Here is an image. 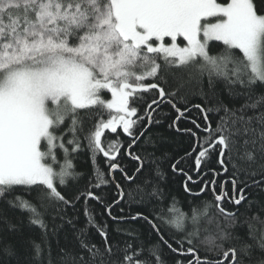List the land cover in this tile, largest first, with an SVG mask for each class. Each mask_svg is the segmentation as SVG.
Returning <instances> with one entry per match:
<instances>
[{
	"label": "snow or ice",
	"instance_id": "obj_1",
	"mask_svg": "<svg viewBox=\"0 0 264 264\" xmlns=\"http://www.w3.org/2000/svg\"><path fill=\"white\" fill-rule=\"evenodd\" d=\"M177 72L187 79L169 87ZM185 85L195 87L184 92ZM164 105L176 113L169 128L195 138L186 155L196 153L198 172L216 155L213 178L199 191L189 181H200L177 168L180 160L171 165L187 177L189 196L211 192L214 203L203 201L200 217L195 206L191 218L181 212L175 197L164 207L158 183L164 173L151 134L167 115ZM193 108L203 123L190 122L203 135L178 127ZM80 154L92 176L68 196L64 190L86 178L73 163ZM124 156L136 162L132 174L120 163ZM225 173L231 195L229 180H216ZM109 183L117 198L105 203L94 189ZM252 188L264 191V0H0V203L39 229L27 240L30 264H168L165 248L172 264H264V227L253 224L264 225V201L249 198ZM153 198L158 204L150 215L113 214L122 201ZM90 200L103 206L111 231ZM129 220L146 222L156 239L123 227ZM212 224L214 232L201 239ZM161 225L180 238L171 242ZM245 226L244 235L234 231ZM61 233L70 234L64 246ZM16 258V245L0 241V264Z\"/></svg>",
	"mask_w": 264,
	"mask_h": 264
},
{
	"label": "trees",
	"instance_id": "obj_2",
	"mask_svg": "<svg viewBox=\"0 0 264 264\" xmlns=\"http://www.w3.org/2000/svg\"><path fill=\"white\" fill-rule=\"evenodd\" d=\"M215 52V49H213ZM180 77H183L184 80L187 79V74L183 72H177V79L173 80L171 77L169 78V87H177L180 83ZM194 85H185V88L182 89L184 92H189L194 89ZM206 87V84H205ZM146 100L150 101L151 97L145 94ZM193 102H200L198 97H192ZM141 110L143 107H146V103H142L140 105ZM162 113H167V115H161L159 118L161 119V123L159 125H155L151 129V134L153 139L156 143L155 152L158 157H161L160 169L164 173L163 179H160L158 183L160 187L164 189L165 199H164V207L167 209L172 202V198L175 197L178 201L177 208L185 213L189 218L192 216V209L195 206L197 215L200 217L203 211V201H213V197L210 191H206L201 195V197H191L184 191V183L187 177L183 175L181 172H173L171 165L175 163L177 160H180V163L177 165L178 169H182L183 172H186L188 176H191L193 180L200 181L199 183L193 184L189 181V187L192 188L193 191H199V188L202 186L203 180H211L212 174L209 171L211 168H217L216 164V155H213L210 160L206 163H202L200 166L199 172L197 171L196 164H195V157L196 153H193L191 156H187L186 154L192 151L193 145L195 144V138L190 134L184 132H177L175 128H169V124H171L172 120L175 118L176 113L168 106L164 105L162 108ZM187 118H182L178 122V127L181 129L191 128L193 131H196L198 135H203L200 133L199 130L195 128V126L190 122L191 120L195 119L198 120L201 124L203 120L196 109H192L190 112L186 113ZM87 126V125H86ZM118 131H120L118 129ZM114 135V134H112ZM122 140L127 142V137L121 135L120 137ZM123 151V149H122ZM183 158V159H182ZM73 163L76 166L78 171H83L85 173L86 178L81 180L78 185H74L68 189H65V194L68 196H72L77 192V189L82 190L84 188L85 183L87 182V178L92 176V169L91 164L88 162V158L86 154H80L73 160ZM120 163L122 166L125 167L126 171L129 174H132L134 168L136 166V162L132 161L129 157L124 156ZM100 166L105 170L107 173V166L104 164L103 159L100 161ZM208 173V175H204V173ZM116 182H119L122 186H124L125 190L128 189L129 184L126 183L123 179V176L120 172H116L115 174ZM109 178L110 177H107ZM259 178V177H257ZM225 179H228L229 182L225 185L226 190L228 191L229 195H231V181L229 179V174L225 173L222 176L216 177L218 184ZM143 177L140 180H137L135 183H141ZM131 187H135V184H132ZM219 190V189H217ZM97 195H100L105 203H112L116 197V188L114 183H109L107 186H102L99 189H94ZM247 194L249 195L250 199H254L257 201H264V191H260L257 188H252L246 190ZM138 198V197H137ZM214 203V201H213ZM158 204L154 198L151 201H145L144 203H127L122 201L120 205L113 208L114 215H123V216H130L134 215L137 212H142L145 215H150L153 211L154 205ZM89 206L95 211L97 220L101 223L107 221L109 224L110 231L115 226L114 223L108 219L107 214L104 213L103 206L97 204L95 201H89ZM228 209H232L233 205L225 204L224 205ZM120 208H123L124 211L121 213ZM83 209V200H81L80 204L78 205V210L80 213V220L79 223H83L84 218L82 214ZM157 212L159 208L155 209ZM241 211H244L241 208ZM256 209H253L255 212ZM215 209L210 210V214L214 213ZM69 213L72 214V210L69 209ZM167 214V212H165ZM50 219V218H49ZM261 219H264V214H261ZM11 223L15 225V230H10L8 224ZM159 223V221H157ZM207 223V218L202 217L200 218V225L204 227ZM254 227L257 229L264 227L261 225L259 221L253 222ZM123 227H130L135 229L141 239L145 241L155 240L156 236L152 233L150 226L142 221H126L122 224ZM189 228L192 227V224L189 222ZM209 228V232H201V239L204 236L209 235L210 233L214 232L215 225H207ZM94 231V230H93ZM161 231L164 232L166 238H168L171 242L174 243L175 239L180 238V234L175 232L173 229L168 228L164 225H161ZM234 231L239 232L241 235H244L247 232V226L245 227H238ZM66 235L68 238L66 239ZM113 235H115L113 233ZM39 236V229L32 227L28 223V218L25 213L20 212L19 210H14L9 208L7 205L0 203V241L5 244L11 243L15 244L17 247V258L11 261V264H30L31 258V250L27 244V240L29 237H38ZM95 239L99 241V236L95 235ZM70 242V234L61 233L60 235V244L62 246L68 244ZM175 246V244H174ZM165 259L168 261V264H172L171 259L168 256V250L165 248ZM52 254L53 257H56L57 249H56V242L55 239L52 240ZM201 256L204 255V251L201 250L199 253ZM255 255H259V253H255ZM219 258V257H217ZM247 264V261H246Z\"/></svg>",
	"mask_w": 264,
	"mask_h": 264
},
{
	"label": "flooded vegetation",
	"instance_id": "obj_3",
	"mask_svg": "<svg viewBox=\"0 0 264 264\" xmlns=\"http://www.w3.org/2000/svg\"><path fill=\"white\" fill-rule=\"evenodd\" d=\"M225 264H227V261H225Z\"/></svg>",
	"mask_w": 264,
	"mask_h": 264
},
{
	"label": "rangeland",
	"instance_id": "obj_4",
	"mask_svg": "<svg viewBox=\"0 0 264 264\" xmlns=\"http://www.w3.org/2000/svg\"><path fill=\"white\" fill-rule=\"evenodd\" d=\"M110 95V94H109Z\"/></svg>",
	"mask_w": 264,
	"mask_h": 264
}]
</instances>
